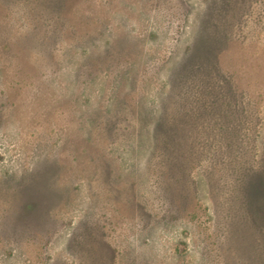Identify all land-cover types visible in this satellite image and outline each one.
Instances as JSON below:
<instances>
[{"label":"rangeland","instance_id":"obj_1","mask_svg":"<svg viewBox=\"0 0 264 264\" xmlns=\"http://www.w3.org/2000/svg\"><path fill=\"white\" fill-rule=\"evenodd\" d=\"M253 1L217 61L229 123L182 81L206 0H0V264H264L237 198L264 191Z\"/></svg>","mask_w":264,"mask_h":264},{"label":"trees","instance_id":"obj_2","mask_svg":"<svg viewBox=\"0 0 264 264\" xmlns=\"http://www.w3.org/2000/svg\"><path fill=\"white\" fill-rule=\"evenodd\" d=\"M48 1L49 4L60 7L59 11L65 9L67 3V0ZM206 2L207 10L201 22L202 27L197 33L198 38L189 48L188 59H185L182 67L184 71L183 75L181 74L184 79L182 81L188 78L192 86L194 84L206 89V97L213 96L211 115L216 113L223 118L226 117L229 123H233L245 112L246 108H240L238 103V99H243L244 94H239V90L233 86L226 89V77L220 72L217 61L222 49L226 47L229 30H233L236 24L242 22L244 7L248 4V0H206ZM253 2L257 3L258 0ZM227 98L234 99L235 102L216 107L217 100L219 102ZM249 174L242 180L238 192L237 198L242 202L239 221L246 229L255 231L264 225V191L260 184L253 180L252 175L255 172Z\"/></svg>","mask_w":264,"mask_h":264}]
</instances>
